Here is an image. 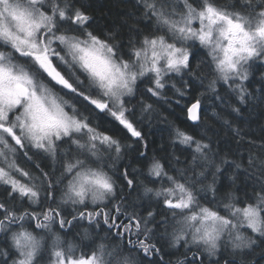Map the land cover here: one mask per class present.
<instances>
[{"label": "snow or ice", "instance_id": "6c2138e0", "mask_svg": "<svg viewBox=\"0 0 264 264\" xmlns=\"http://www.w3.org/2000/svg\"><path fill=\"white\" fill-rule=\"evenodd\" d=\"M0 264H264V0H0Z\"/></svg>", "mask_w": 264, "mask_h": 264}, {"label": "trees", "instance_id": "16d2710c", "mask_svg": "<svg viewBox=\"0 0 264 264\" xmlns=\"http://www.w3.org/2000/svg\"><path fill=\"white\" fill-rule=\"evenodd\" d=\"M209 110L211 108V102H208ZM170 120H173L176 125L180 127H186L189 131H191V127L189 126V122L185 120V117L180 113V110L177 108L173 115L169 117ZM167 125H165L162 122L153 121L152 127L150 129H147L148 132V139L149 141H155L154 144H152L153 148H157L159 144L161 143L160 139V130L166 128ZM165 139H167V134H165Z\"/></svg>", "mask_w": 264, "mask_h": 264}]
</instances>
